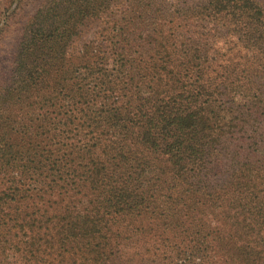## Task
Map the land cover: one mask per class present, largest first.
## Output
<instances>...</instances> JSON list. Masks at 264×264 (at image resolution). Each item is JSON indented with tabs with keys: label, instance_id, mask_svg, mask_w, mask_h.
<instances>
[{
	"label": "trees",
	"instance_id": "obj_1",
	"mask_svg": "<svg viewBox=\"0 0 264 264\" xmlns=\"http://www.w3.org/2000/svg\"><path fill=\"white\" fill-rule=\"evenodd\" d=\"M1 84L0 264H264V0H41Z\"/></svg>",
	"mask_w": 264,
	"mask_h": 264
},
{
	"label": "rangeland",
	"instance_id": "obj_2",
	"mask_svg": "<svg viewBox=\"0 0 264 264\" xmlns=\"http://www.w3.org/2000/svg\"><path fill=\"white\" fill-rule=\"evenodd\" d=\"M41 0H13L11 4H6V0H0V13L4 11V19L1 18L0 27L4 28L0 33V85L2 81L9 75L13 58L16 54L18 45L23 36L24 26L29 17L35 12ZM7 8H3L5 6ZM5 9V10H4ZM11 15L10 21L6 24V18ZM6 17V18H5ZM79 29L75 35L74 41L71 43L69 51L66 55V67L77 65L78 50L84 44V39L95 38L97 33H100L101 22L98 20L87 22L84 24V19L73 21Z\"/></svg>",
	"mask_w": 264,
	"mask_h": 264
}]
</instances>
